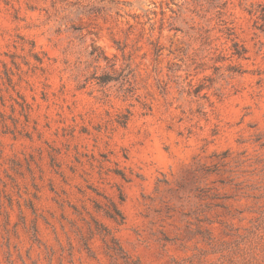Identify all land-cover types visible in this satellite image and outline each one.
<instances>
[{"label": "rangeland", "instance_id": "obj_1", "mask_svg": "<svg viewBox=\"0 0 264 264\" xmlns=\"http://www.w3.org/2000/svg\"><path fill=\"white\" fill-rule=\"evenodd\" d=\"M0 264H264V0H0Z\"/></svg>", "mask_w": 264, "mask_h": 264}]
</instances>
